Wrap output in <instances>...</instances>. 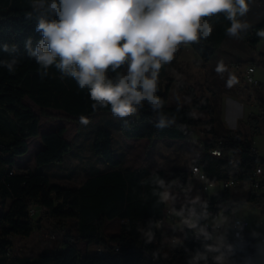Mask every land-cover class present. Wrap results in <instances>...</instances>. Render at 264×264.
<instances>
[{
  "label": "trees",
  "instance_id": "1",
  "mask_svg": "<svg viewBox=\"0 0 264 264\" xmlns=\"http://www.w3.org/2000/svg\"><path fill=\"white\" fill-rule=\"evenodd\" d=\"M29 0H0V60L8 59L9 53L3 51V45H16L17 51L12 55L18 58L16 70L10 73L0 67V203L4 207L10 199L6 210L0 213V253L2 256L10 254L12 237L21 235L29 237L37 224L41 226L42 216L33 219L31 208L43 210L61 225L68 219H75L74 233L69 230L62 241V250H54L39 254L37 258L21 264H186L187 254L183 246L173 247L164 239L160 230L155 231V240L146 242L139 231L151 218L160 221L166 217V206L159 202L155 193V186L148 177L152 172L148 168H128L123 158L115 153L113 133L110 129L99 126L96 128L92 142V150L99 155L109 168L103 172L87 177L77 187H66L50 182L48 174L38 170L44 164L62 160L71 148V142L65 137L64 125L55 129L41 131V114L51 118L48 108L63 110L69 118H86L91 114L110 110L109 108L93 109V101L88 90L79 89L76 81L71 77L61 78V73L54 66L48 70V75L40 76V67L34 57H29L24 48L26 38L32 37L33 42L41 39V34L35 31L34 20H25L24 13ZM225 14H219L223 18ZM264 28V21L257 23L244 36L249 45L254 47L260 40L256 36L259 29ZM227 30V28H226ZM224 31V34L227 31ZM252 34L251 36H249ZM205 42H195L205 61L215 52L212 45ZM260 64L264 65V53H259ZM255 62L254 59H252ZM124 67L118 71H123ZM110 78L115 73H108ZM157 93L166 101L165 111L177 117L178 124L187 126V133L181 132L175 126L165 129L154 127L153 114L147 104L137 115L120 118L116 124L121 135L127 138H147L150 141L158 139H190L191 131L199 128L210 138L200 143L204 151L198 156L196 164L202 166L206 175L214 180L229 178L233 171L229 161L233 158L239 161L234 170L237 178H249L258 164L264 163V156L259 155L253 147L252 140L240 132L231 130H217L215 126V110L205 101H195L192 105H183L180 112H176V105L167 104L168 87ZM28 97L40 108V113L27 104L23 99ZM194 109H208V118H198ZM12 114L16 123L12 127L9 138H4L3 119ZM264 121V104L261 113H251L248 125L253 133L261 131L260 121ZM39 137V145L34 158L36 168L22 166L17 157L29 150V139ZM221 148L220 157L212 155L211 150ZM225 149L238 150L235 155L224 154ZM165 179L180 177L187 181L189 171L184 168L170 170L156 169ZM235 197L229 189H224L209 197L210 210L215 213L221 202L238 206L248 202L264 204V194L252 192ZM208 196V194H205ZM37 213V212H36ZM35 213V214H36ZM119 218L123 221L118 233L107 235L104 224L109 219ZM74 240H71L72 238ZM252 236L246 238L251 242ZM79 242L95 246V252H81ZM190 249L198 247L192 239L184 241ZM97 247H102L99 253ZM236 253L241 256L256 253L255 248L239 247ZM1 262V261H0Z\"/></svg>",
  "mask_w": 264,
  "mask_h": 264
},
{
  "label": "clouds",
  "instance_id": "2",
  "mask_svg": "<svg viewBox=\"0 0 264 264\" xmlns=\"http://www.w3.org/2000/svg\"><path fill=\"white\" fill-rule=\"evenodd\" d=\"M251 0H29L24 17L34 20L35 31L41 39L33 42L30 36L24 42L29 57H34L43 78L54 66L61 78L71 77L79 89L88 90L93 109L109 108L117 118L137 115L145 104L149 106L157 129L175 126L187 133V126L177 123V117L165 111L166 101L157 93L159 74L164 65L170 64L181 44L198 42L208 38L212 25L207 19L224 13L231 22L227 34L242 39L250 25L238 19L249 12ZM264 39V28L256 32ZM9 53L8 59L0 60V67L10 73L16 70L18 58L14 55L16 45H3ZM124 67V70L118 71ZM115 73L110 78L108 73ZM188 98H185L187 102ZM183 104L176 100V112ZM81 123L88 120L81 117ZM238 150L233 149L235 153ZM190 157L191 176L204 185L203 191L196 188L193 178L182 182L180 177L165 179L157 170L148 177L155 186L159 202L166 206L169 217L173 218L172 235L167 239L173 247L178 242L183 246L186 264H231L238 245L228 239L236 215L234 204L224 201L218 210H210L208 181L196 167L198 154ZM212 155L220 157L217 149ZM229 163L234 174L239 166L235 158ZM163 161L158 160V167ZM208 193L205 196L204 193ZM239 227V223H236ZM163 228L162 221L149 219L139 231L146 242L155 240V231ZM162 235H165L162 233ZM258 236V233H253ZM192 239L198 247L190 249L184 241ZM256 259L264 264V240L256 245L255 258H247L246 264Z\"/></svg>",
  "mask_w": 264,
  "mask_h": 264
},
{
  "label": "rangeland",
  "instance_id": "3",
  "mask_svg": "<svg viewBox=\"0 0 264 264\" xmlns=\"http://www.w3.org/2000/svg\"><path fill=\"white\" fill-rule=\"evenodd\" d=\"M218 16L219 14L204 18L213 28L209 36L210 41L206 42L215 49L212 57L205 61L193 43L181 44L173 61L161 68L159 83H161L162 89L168 87V105L175 106L177 97L186 106L192 105L195 101H205L215 110L217 130L240 132V136L244 138L250 128L247 125L248 117L251 114L249 102H253V99L247 96L249 88H245L244 75L247 67L254 64L252 59H254L255 51L246 38L237 39L227 33L224 34L231 22L226 16L223 18H218ZM238 19L247 22L250 25L249 29L264 21V0H251L249 12L246 16L238 17ZM205 41L206 39H200L198 42ZM258 95L262 96L264 102V95L259 92ZM185 98H188L187 102H185ZM240 100H243L244 103ZM23 101L29 104L34 111L40 113V108L28 97H25ZM47 111L52 117L47 118L41 114L40 130L46 131L64 125L67 129L65 137L72 145L62 160L44 164L38 170L48 174L51 183L66 187H77L87 177L109 168V165L92 150L94 133L99 126H104L112 131L115 153L123 158L126 167H145L151 171L161 168L166 170L184 168L191 175V170L188 167L191 161L187 154L203 155L204 151L200 143L210 138V135L204 134L199 128L191 131L190 139L165 138L150 141L147 138H127L121 135L116 126L120 118L114 117L110 110L97 111L86 117L87 124L81 123V117L69 118L63 110L49 108ZM194 113L198 118L210 116L208 109H194ZM9 115V118L3 119L4 125H1L5 129L2 132L4 138L12 136L10 132L16 123L14 116ZM260 132L254 133V135ZM262 135L264 136V132ZM29 143V150L24 155L18 156L17 160L22 163V166L34 169L36 168L34 155L38 145H42V141L39 137H32L29 139ZM224 154L231 156L232 150L225 149ZM158 160L164 162L162 167H158ZM243 186L231 187L229 191L233 196L240 197L248 193ZM213 188L217 190L216 193L224 190L221 181L211 187L209 192ZM256 192L264 194V188ZM205 194L208 193L205 192ZM9 203L10 199L4 207L0 203V213L7 209ZM40 216H42L41 226L38 227L36 224L29 237L21 235L12 237L11 252L5 256L9 261H1L0 264H21L37 258L39 254L63 249L62 241L66 238V232L69 230L74 233L76 220L68 219L65 225H61L40 209L33 215V219L38 220ZM236 216L250 220L253 240L249 246L256 247L260 241V235L264 234V204L248 202L238 206L236 207ZM122 223L123 221L119 218L108 219L104 224V233L107 235L118 233ZM171 227H173V218L166 213L163 228L159 229L161 233L165 234L163 236L166 241H168V236L181 235L172 233ZM253 233L259 235L254 236ZM78 247L81 252H86L87 248L89 252H95V246L87 245L85 242H79ZM0 256H2L1 253ZM247 258L249 256L244 255L235 264H246ZM252 264H260V261L253 259Z\"/></svg>",
  "mask_w": 264,
  "mask_h": 264
},
{
  "label": "built area",
  "instance_id": "4",
  "mask_svg": "<svg viewBox=\"0 0 264 264\" xmlns=\"http://www.w3.org/2000/svg\"><path fill=\"white\" fill-rule=\"evenodd\" d=\"M256 66L250 65L247 67L244 75V82H245V88L248 86H254L258 85L259 81L255 77L254 72H255ZM241 102L244 103L243 100H240ZM219 148V147H217ZM222 150L221 148H219ZM198 168L200 169V173L206 177L208 181H215L214 185H208V188L210 189L211 187L215 186L218 181H221L223 189H230L231 187L235 186H241L244 185V188H251L252 192H256L261 188H264V163H260L257 165L255 170L252 172V175L249 178H237L233 174L227 179L223 180H214L209 178L205 171L203 170L202 166L198 164ZM193 178L191 175H188L187 178ZM195 183L197 186V189H200L203 191L204 185L201 184L200 182L196 181L195 179L193 180V183ZM37 212L36 208H31V213L35 214ZM160 221L164 222V219H161ZM239 223V227L236 226V223ZM251 224L250 221L247 218L240 217V216H234L233 217V223L232 227L228 231V239L230 242L238 245L239 247H250L251 242H248L246 240L247 237L251 236V230H250ZM177 236V235H176ZM260 240H264V235H260ZM249 243V244H247ZM96 250H102V247H97ZM255 253H250L249 255H254ZM242 256L238 253H235V255L231 258V264H235L236 262H239L241 260Z\"/></svg>",
  "mask_w": 264,
  "mask_h": 264
},
{
  "label": "crops",
  "instance_id": "5",
  "mask_svg": "<svg viewBox=\"0 0 264 264\" xmlns=\"http://www.w3.org/2000/svg\"><path fill=\"white\" fill-rule=\"evenodd\" d=\"M254 51H255V55L253 58L255 60L254 65L256 66L254 75L258 79L259 83H258V85L248 86L249 90L247 91L248 92L247 96L249 98L253 99V102H249V109H250L251 113L260 114L261 113V105L264 104V102H263L262 96L258 95V92H259V94L264 95V65L260 64L258 54L264 53V39L260 38L259 42L254 46ZM256 86H257V88H256ZM257 104H258V108L256 109ZM259 125L262 128L260 133L254 135V133L251 131V128H249L248 133H246L245 136L247 135L249 139H252L253 147L256 149V151L259 153V155L264 156V142H262V140H264V136L262 135V132H264V121L261 120ZM252 134L254 135V138H253ZM261 235H264V234H261ZM251 236H252V233H251ZM252 240L253 239H251V242H252ZM252 248L256 249L255 246H253ZM255 255H256V253L254 255H247V256L254 258ZM0 261L8 262L9 259L6 258L5 256H0ZM260 264H261V262H260Z\"/></svg>",
  "mask_w": 264,
  "mask_h": 264
},
{
  "label": "bare ground",
  "instance_id": "6",
  "mask_svg": "<svg viewBox=\"0 0 264 264\" xmlns=\"http://www.w3.org/2000/svg\"><path fill=\"white\" fill-rule=\"evenodd\" d=\"M217 149H219V148H214V149H212L211 150V153L214 151V150H217ZM220 150V149H219ZM221 152H222V154H223V151L222 150H220ZM196 167H198V164H196ZM97 252H99V253H102L103 251L102 250H98Z\"/></svg>",
  "mask_w": 264,
  "mask_h": 264
}]
</instances>
